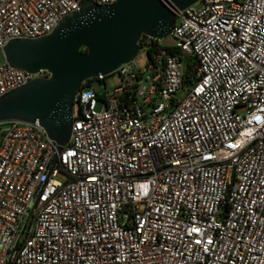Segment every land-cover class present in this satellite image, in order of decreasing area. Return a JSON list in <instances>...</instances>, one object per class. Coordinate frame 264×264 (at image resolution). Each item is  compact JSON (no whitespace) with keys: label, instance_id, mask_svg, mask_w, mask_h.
Segmentation results:
<instances>
[{"label":"built area","instance_id":"1","mask_svg":"<svg viewBox=\"0 0 264 264\" xmlns=\"http://www.w3.org/2000/svg\"><path fill=\"white\" fill-rule=\"evenodd\" d=\"M85 2L116 0H0V49ZM199 2L177 52L81 88L62 152L38 121L0 123V264H264V0ZM49 76L0 62V98Z\"/></svg>","mask_w":264,"mask_h":264},{"label":"water","instance_id":"2","mask_svg":"<svg viewBox=\"0 0 264 264\" xmlns=\"http://www.w3.org/2000/svg\"><path fill=\"white\" fill-rule=\"evenodd\" d=\"M200 0H116L111 5L85 2L49 35L14 39L3 48L5 60L27 73L44 69L0 98V123L39 122L62 152L71 140L75 99L84 83L110 75L135 60L144 35H171L179 11Z\"/></svg>","mask_w":264,"mask_h":264},{"label":"trees","instance_id":"3","mask_svg":"<svg viewBox=\"0 0 264 264\" xmlns=\"http://www.w3.org/2000/svg\"><path fill=\"white\" fill-rule=\"evenodd\" d=\"M149 37L144 35L140 41V44L143 48H145L148 51L149 55V61L148 63H152L155 61V56L158 54L160 51L161 47H165L169 53H174L177 52L174 47L170 46H164L161 42V39H151V42L149 44H146V40ZM196 60L194 58H186L185 59V75H184V85L189 86L193 85L195 80L197 79V71H196ZM95 81H99L98 79H90L85 82V84L82 86V88L89 87L94 84ZM101 82V81H100Z\"/></svg>","mask_w":264,"mask_h":264},{"label":"rangeland","instance_id":"4","mask_svg":"<svg viewBox=\"0 0 264 264\" xmlns=\"http://www.w3.org/2000/svg\"><path fill=\"white\" fill-rule=\"evenodd\" d=\"M196 8H201V3L200 2H198L196 4ZM161 42H162V44L164 46H170V47H174V46H176L178 44V40L173 35H170V36H168L166 38L161 39ZM148 61H149L148 51H147L146 48H142L140 54L137 57L138 65L141 66V67H145L147 65ZM0 62H5V55L3 53V50H1V49H0ZM105 83H106V87L108 89H112L114 86H116V85H118L120 83V78L118 76H116V75H109L107 77ZM93 86L99 92L103 91L105 89L104 84L102 82H100V81H95ZM185 93L186 92L184 90H181L178 93V97L179 98H183ZM239 111L241 113H243L244 109H240ZM59 178L65 180L66 179V174L65 173H61L59 175Z\"/></svg>","mask_w":264,"mask_h":264}]
</instances>
